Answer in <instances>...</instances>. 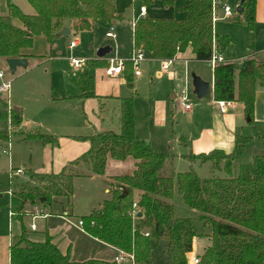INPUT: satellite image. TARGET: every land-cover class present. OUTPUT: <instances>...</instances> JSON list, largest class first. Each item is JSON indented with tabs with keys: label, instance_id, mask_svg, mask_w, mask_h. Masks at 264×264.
<instances>
[{
	"label": "trees",
	"instance_id": "trees-1",
	"mask_svg": "<svg viewBox=\"0 0 264 264\" xmlns=\"http://www.w3.org/2000/svg\"><path fill=\"white\" fill-rule=\"evenodd\" d=\"M28 1L35 8V14L24 13L11 0L9 13H0L2 57H24L23 50L34 46L36 36H45L52 42L60 36L65 20L72 21L77 29L85 30L91 29L96 22L110 24L118 18L116 0ZM174 2L163 0L169 5ZM213 2L188 0L182 8L186 16L181 20L139 18L133 29L135 48L165 59L191 46L195 59L208 61L214 41L222 51L231 44L230 37L215 31ZM14 18H19L23 25L15 24ZM247 24L253 28V16L249 17ZM102 65H105L103 58L88 60L80 76L71 78L81 89V98L96 96L95 79L89 71ZM125 73L129 86L133 87L131 62H127ZM214 79V98L242 102L247 118L253 123L256 84L259 80L264 84V62H258L251 54L242 62L219 63L214 68ZM120 109L119 132L103 130L88 136H75L91 143L86 153L70 162L60 173H33L32 178L40 180V185L27 183L20 189H11L10 209L20 223V233L12 238L10 264H91L93 261H73L69 253L64 254L53 242L49 233L43 240L30 239L23 222L24 208L43 198L44 204L52 203L60 196L70 202L75 177L104 175L109 158L125 160L129 157L137 160L135 171L114 176L110 183L111 197L104 200L99 209L82 217L87 233L133 253L137 264H151L153 246L165 240L172 264H189L188 255L193 252V240L198 232L192 218L175 215L172 200L176 189L184 202L198 211V219L204 228L210 230L205 235L210 236L211 242L199 255L202 264H264V155L254 156L251 163H244L242 158L250 141L264 139V130L257 128L251 136L239 133L232 153L213 150L189 157L201 163L225 160L224 171L229 177L204 178L193 168L162 175L160 170L169 154L156 150L136 135L134 99L121 98ZM10 112L12 125L19 126L23 120L22 112L14 107ZM0 138H8V132H0ZM26 139L59 144V137L37 131L27 133ZM235 160L240 162L236 175ZM125 190L127 193L122 197ZM135 202L140 214L136 218L131 213Z\"/></svg>",
	"mask_w": 264,
	"mask_h": 264
},
{
	"label": "rangeland",
	"instance_id": "rangeland-1",
	"mask_svg": "<svg viewBox=\"0 0 264 264\" xmlns=\"http://www.w3.org/2000/svg\"><path fill=\"white\" fill-rule=\"evenodd\" d=\"M155 1L158 6L161 4V0ZM117 3L119 13L123 19L120 24L114 25L115 32L118 35L116 39L107 37V32L112 27L111 24L108 25L100 22L93 29L72 30L68 36H63L60 40L57 39L56 47L51 52L45 53L50 58L43 64L38 65L37 60H34L39 57L37 56L30 60L28 67L20 66L19 70L13 73L10 70L7 58L0 56V69L5 72V79L13 78L9 98L6 93L0 94V107L5 108L7 105L6 110L10 112V105L14 102L24 115L23 123L19 126H12L11 112L7 118L0 117V132H8V138H0V237L7 238L12 233L10 231L11 189L15 187L16 189H20L27 183L30 186L42 183L38 179H33L32 175L44 164V147L46 144L42 143L40 139L25 140L24 132L37 131L56 137H60L61 135L74 137L80 134L88 136L96 131L103 130L119 132L120 102L117 103L113 98L117 94H120L119 96L124 98L132 97L134 99L136 135L141 139H147L151 136L154 140V148L160 152L169 154L160 170V174L171 175L177 166V170L181 172L193 168L199 176L204 178L229 177L224 171L225 160L217 163L216 159H214L206 164L207 166L193 163L195 165L192 167L186 165V163H191L190 161H186L183 165H178V161H174L177 157L173 153H178L179 149L174 134L182 135L186 133L191 128L192 119L189 112L183 110L177 99L173 98V94L176 93L178 95L187 89L190 101L194 106L193 108L198 103H204L206 110L209 109L210 97L199 98L194 92L193 84V74L198 75L197 72L206 76L208 80L213 77L214 66L208 61H179L168 72L164 73L162 62L155 60L143 61L140 64L142 77H132L133 87H130L128 82H121L122 78H125L124 73L118 78L106 80L108 67L106 64L92 67L89 72L95 79V91L98 93L100 91L110 92L107 96L96 94V98L94 97V99H99V105L97 101V105L94 107L95 110L91 109L92 106L88 105L87 109L82 102L77 100L73 102L55 100L59 94L67 95L69 92L68 87H75H67L66 85L70 83V78H78L83 71V68L77 69L73 66L71 58L86 59L85 67L88 64V60L99 59L97 51L102 47L111 48L110 53L103 58L105 61L111 57L121 59H130L132 57L134 51L132 46L133 28L131 20H133L134 9L139 10L144 0H117ZM230 6L234 11H237L238 5L231 4ZM128 10H132L130 15L127 14ZM215 14L219 17L217 11H215ZM237 14L239 13L237 12L231 18L219 17L222 19H219L220 21L217 20L216 22L218 23H215V27L221 28L224 32L231 33L236 42L238 40V44L234 49L223 51L224 56H229L233 53H236L234 55L237 56L245 55L249 53L248 46H253L252 50L255 58L258 54L263 57L264 40H260L258 35L249 38L247 35L248 30L245 26L233 25L232 21ZM44 39L46 40L47 38L44 36L38 38L37 47L40 48L41 45H45L47 40L45 41ZM74 40H79V45L76 48L70 49L69 44ZM33 52L36 53L38 51ZM198 76L203 78L201 75ZM160 104L162 105L163 120L157 118V114L159 117L161 109ZM99 108H101V111ZM82 109L86 111L87 117L82 113ZM206 115L208 114L206 113ZM86 119L90 120L87 124L85 123ZM245 125V131L248 134L249 130L252 129V124L246 121ZM12 127L13 129H11ZM258 152L260 155H264V150ZM254 154L252 151L246 154L243 162L251 163ZM30 164L32 165L31 167H29ZM239 164V160L234 161V165H236L234 168V171H236L235 175L238 172L237 168ZM114 167H111L110 170L119 174H130L133 170L131 162L117 164ZM12 168H22L24 173L10 180ZM79 169L83 170V167ZM104 187L105 185L101 180H91L82 176L75 178L73 204L67 198L57 199L60 202L53 203V212L64 215V209H67L72 215V220L78 223L79 218L89 214L91 206L99 202L102 195L106 196ZM172 202H174L175 215L177 217H189L194 220L199 235V254L196 253L199 256L203 251L201 248L204 243L206 244L204 233L208 229L204 228L202 221L198 219V213L194 212V209L184 202L179 193L176 192L174 201ZM30 208V203L25 206V217H28ZM31 222V218L26 219L28 227ZM38 223L41 227L42 220H38ZM11 228H13L14 234L20 233V227L16 219L13 221ZM28 237L34 239L38 236L30 232ZM190 257H192V254ZM151 264H172V256L168 243L165 240H161L158 245L153 246Z\"/></svg>",
	"mask_w": 264,
	"mask_h": 264
},
{
	"label": "crops",
	"instance_id": "crops-1",
	"mask_svg": "<svg viewBox=\"0 0 264 264\" xmlns=\"http://www.w3.org/2000/svg\"><path fill=\"white\" fill-rule=\"evenodd\" d=\"M12 3H14L16 6H18L24 13L26 14H35L36 10L35 8L30 4L28 0H11ZM227 3L229 5H238V8L242 6V12L240 13L237 8V12L240 14H237L234 16L233 25L235 26H245L248 30L247 35L250 37H255L258 35L260 40H264V0H245L244 2H241V0H221V3L218 2V9L217 14L219 17L224 18V9H223V3ZM231 3V4H230ZM117 0H116V8H117V16L111 25L115 24H120L123 17L119 13L118 10V5H117ZM188 4V0H175V2L171 5L163 3V0H161V4L158 6L157 2L155 0H144V3L140 6L139 10L133 11V20H131L132 23V28L134 29L135 22L139 18V14L141 12V7L145 6L146 7V16L145 17H152V18H165V19H176V20H181L186 16V12L182 10L184 6ZM0 13L3 15H6L9 13V0H0ZM132 13V10H128L127 14L130 15ZM150 15V16H149ZM253 16L254 17V25L253 28H250L247 24L249 17ZM226 18H231V17H226ZM222 19V18H221ZM220 19V20H221ZM219 20V19H218ZM219 20V21H220ZM15 24L21 26L22 21L19 18H14ZM101 22V21H100ZM100 22L94 23L93 28H95L96 25H98ZM218 23V22H215ZM214 23V27H215ZM108 24V25H110ZM70 29V33L72 30L78 31L75 27V24L72 21L65 20L64 21V26ZM132 31L134 32V30ZM218 29V30H217ZM221 28L215 27V31L218 34H223L227 35L231 39V44L227 49H234L236 45L238 44V40H236L231 36V33L224 32ZM64 35H60L58 38L53 40L52 42H49L48 39H44L46 41L45 45H41V47H37V40L40 36L35 37V42L34 46L29 49H24L23 54L25 55L24 57L27 58L28 64L30 60L34 59L37 60L38 65L43 64L46 61L49 60V56H47L45 53L48 51H52L56 46V40H60ZM45 37V36H44ZM66 37V36H64ZM46 38V37H45ZM118 38V35H117ZM71 43V42H70ZM79 45V40H77V45L75 47H70L69 48H76ZM133 51L135 50L134 46V38H133ZM253 46H248V51L249 53H246L245 55H234L236 53H233L229 56L225 55L222 50H220V53L228 60H233V59H239V58H244L248 57L251 54L254 55ZM39 49V50H37ZM226 49V50H227ZM33 51H38L34 53ZM132 54V53H131ZM148 55V54H147ZM179 55V61H200L195 59V53L193 52V48L189 46L184 52H181L178 54ZM106 57V56H105ZM258 62H264V58L262 55H257L255 58ZM147 60H155L161 62L162 59L153 57L151 55H148ZM205 62V61H204ZM105 64L107 62L105 61ZM176 64V63H175ZM174 64V65H175ZM173 65V66H174ZM28 67V66H27ZM2 70V69H0ZM19 70V67L16 69L15 72ZM24 72V71H23ZM107 74V73H106ZM125 78H122L121 82L126 83L127 81V74L124 72ZM198 75H201L205 80H208L206 76L203 74L197 72ZM123 75V74H120ZM120 75L117 76H110L106 75V80L107 79H115L120 77ZM132 77L140 78L142 77V73L139 76H136L135 74H132ZM6 78V74L4 77V80ZM8 78V77H7ZM13 78H10L12 82ZM71 79V78H70ZM3 81L2 78H0V83ZM103 81V80H102ZM211 83V91L210 94L208 95L210 97V106H209V111L206 110L205 104L204 103H198V105L195 108H192L191 110H185L189 112V115L191 116L192 122H191V128L186 131V133L182 135H176L174 134V137L176 139V142L178 143V153H173L176 155L177 159L175 158V162L178 161V165H183L185 164L186 161H190L191 163H186L188 167H192L195 164L193 163H200L201 166H207L206 164L210 163L211 161L201 163L200 160H191L189 157L191 155H198L201 153H209L213 150H221L227 154L232 153L237 145V135L240 133L245 136H251L254 134L255 129H260L264 130V84L259 80L257 81L256 84V95H255V110H254V122L251 123L248 121V118L245 113V106L242 102L233 100V104L228 107L226 112H221L219 109V106L217 104V101L214 96H213V90L212 86L213 83L215 84V79H214V73L213 77L208 80ZM72 82V83H71ZM74 84V85H73ZM68 86H75V87H68V94L67 95H62L59 94L55 98L56 101L60 102H73V101H80L83 103L84 107L87 108L88 106H92L91 109L95 110L94 107L97 105V100L92 98H86L83 99L79 95L81 94V89L72 81ZM12 88V85H11ZM10 88V91H11ZM70 88H77V89H70ZM95 89V88H94ZM97 94L98 92L95 91ZM106 91H100L98 94L99 95H104L107 96L109 95ZM117 94V93H116ZM120 94H117L113 96L114 100L119 103L121 97L119 96ZM177 94H173V98L177 99ZM5 100H7L5 97H3ZM96 98V97H95ZM178 101V99H177ZM5 102V101H4ZM179 102V101H178ZM99 105V101H98ZM161 109L159 111V117L157 114V118H160L163 120V114H162V105L160 104ZM12 107L19 109L21 112L22 110L16 106L13 103L10 105L9 111H11ZM194 107V106H193ZM7 105L5 108L0 107V117H5L7 118V114L9 115L10 112L6 110ZM88 109V108H87ZM97 109V108H96ZM183 109V108H182ZM82 113L86 115L87 113L84 109H82ZM101 111V108H99ZM184 110V109H183ZM206 113L208 115H206ZM120 117H121V109H120ZM22 119H24V115L22 113ZM247 119V120H246ZM90 120L86 119L85 123L87 124ZM249 122L252 124V129L249 130V133H246V125L245 122ZM23 123V120H22ZM21 123V124H22ZM20 124V125H21ZM121 124V122H120ZM13 126V125H12ZM13 129V127L11 128ZM10 129V130H11ZM9 130V131H10ZM251 131V132H250ZM23 132V131H21ZM29 132H36V131H28L24 132V139H26V134ZM13 134V133H12ZM75 136H86V135H75ZM74 136V137H75ZM74 137H71L69 135H61L59 137V144L58 145H53L51 143L46 144L44 147V164L42 167L38 168L34 173H60L67 165L70 164V162L74 161L75 159L79 158L81 155L86 153L91 146V143L87 140H78ZM11 139V138H10ZM148 139V140H147ZM145 140L147 143H149L152 147H154V140L151 136H149ZM39 140V139H36ZM42 143H44L42 141ZM45 144V143H44ZM264 150V139L263 140H258V139H253L252 141L249 142L247 145L245 152L242 156H246L249 152H254L255 154L252 156V158L256 155H260L258 151ZM172 154V155H173ZM114 162H119V163H114ZM124 162H131L132 164V174L135 169H136V163L137 160L134 159L133 157H129L125 160H118L114 158H109L107 161V166H106V172L104 175H93V176H85L83 175L82 177L89 178L91 180H101L105 187H104V193L105 197L102 195V198L99 202H97L95 205L91 206L89 214L96 209H99L102 204L104 203V200L108 199L111 197V185L110 183L113 181L114 176L118 175H124V174H119L117 172H112L110 168L114 167L117 164H122ZM32 165L30 164L29 167ZM209 168V167H206ZM115 169V167H114ZM221 169V168H220ZM116 171V170H114ZM175 173L181 172L180 170H177V166L174 170ZM80 176H77L75 178H78ZM74 186H75V180H74ZM177 190L175 189L174 192V197L176 194ZM178 193V192H177ZM75 197V188H74V194L72 197V200L70 201L71 204H73V199ZM139 197V193L136 194V198ZM174 197L173 200L174 201ZM61 198H66L64 196H60L55 198V200L52 201V203L44 204L43 201H41V206L44 209V214L36 216V212H32L31 214L28 213V217H24L23 222L26 225V228L28 230V234L30 232H33L36 236L33 240H43L46 236L47 233H49L53 237V242L58 245L60 250L64 253L67 254L69 253L71 259L75 262L78 263H84V262H89L93 261L91 264H133L132 261L128 260L125 262L118 263L115 261V257L118 255L119 249L107 242H104L89 233H87L83 225L79 224V221L82 220V217L79 218L78 223L72 220V215L70 214V211L67 209H64V215L63 214H58L53 212V203L54 202H60L57 201V199ZM183 199V198H182ZM62 203V202H61ZM29 204V203H28ZM174 204V202H173ZM30 211L34 210L33 209V204H31ZM175 208V205H174ZM197 212L198 211H195ZM88 215V214H87ZM36 216V217H35ZM67 216V217H66ZM85 216V215H84ZM70 217V218H68ZM32 219V222L36 224V229H32L29 225L26 223V219ZM14 217H12V221L10 224V231L12 233L9 235V237H0V264H10V245L12 243V238L15 235L13 233V228H11L12 223L14 221ZM38 220H42L41 227L38 223ZM50 220V221H49ZM18 222V225L20 227L19 221L16 219ZM31 222V223H32ZM30 223V224H31ZM50 223V224H49ZM208 229V228H207ZM210 230L208 229L207 232L204 233V236H206V244L204 243L203 251L205 248L210 244V236L205 235L208 234ZM32 239V238H31ZM199 235L196 236L193 240V252L188 255H194L196 253L199 254ZM202 251V252H203ZM201 252V253H202ZM200 253V254H201ZM152 262V260H151Z\"/></svg>",
	"mask_w": 264,
	"mask_h": 264
},
{
	"label": "built area",
	"instance_id": "built-area-1",
	"mask_svg": "<svg viewBox=\"0 0 264 264\" xmlns=\"http://www.w3.org/2000/svg\"><path fill=\"white\" fill-rule=\"evenodd\" d=\"M218 2L221 3V1H219V0H214V2H213V22L214 23L218 19H220L215 14V11L218 7ZM223 9H224V17H232L234 14L237 13V11H234L233 8L225 2L223 3ZM145 16H146V7L143 6V7H141V12L139 14V18H142ZM111 26L112 27L107 32V37H111V38L116 39L117 33L115 32V27H114V25H111ZM76 45H77V40H74L70 43V47H75ZM263 58H264V56H263ZM147 59H148V55H147L145 50L135 48L134 53L130 59H121L118 57L107 58L106 59V62H107L106 65L108 67H107L106 73L110 76H117V75L123 74L125 72L127 62H131L133 64L134 74L136 76H139V75H141L140 64L143 61H146ZM244 59H246V58L233 59V60H231V62H237V61L242 62V61H244ZM178 60H179L178 54H176L173 57L162 59L161 62H162L163 73L168 72L171 69V67L176 63V61H178ZM71 62L75 68L81 69L84 67V64L86 63V59L73 57V58H71ZM208 62H210L214 66V68L219 63L229 62V60L226 59L220 53V50H219L218 46L216 45L215 41L213 43L212 54H211V57L208 60ZM4 77H5V72L3 70H0V78L3 79V81L0 83V94L6 93V94H8V98H9V93H10V88H11V80H9V79L4 80ZM212 89H214V83H213ZM177 99L179 101L180 106L184 110H191L193 108V104L190 101L187 89H185L183 92L178 94ZM8 102H9V100H8ZM217 104L219 106L220 111L224 113L227 111L228 107H230L233 104V101H231V100H218ZM23 173H24V170L22 168H12V170L10 172V180H13L15 177L21 176ZM10 193H11V191H10ZM33 209H34L33 211L32 210L29 211V214H31L32 212H36L35 213L36 216L44 214V209L41 206L40 200L33 203ZM131 213H132L133 217H135V218L138 217L139 206L136 202L133 204V208H132ZM12 217H13V213L11 212L10 221H12ZM79 224L83 225V221L80 220ZM30 227L32 229H36V224L34 222H32L30 224ZM146 235H149V232H147ZM128 260L132 261L133 264H137V262L135 261V257H134L133 253H127L124 250L119 249L118 255L115 257V261L118 263H121V262H125ZM188 263L189 264H201V259L198 255L194 254V255H192V257H189Z\"/></svg>",
	"mask_w": 264,
	"mask_h": 264
},
{
	"label": "water",
	"instance_id": "water-1",
	"mask_svg": "<svg viewBox=\"0 0 264 264\" xmlns=\"http://www.w3.org/2000/svg\"><path fill=\"white\" fill-rule=\"evenodd\" d=\"M245 0H241V2H244ZM238 11L242 12V6L238 8ZM70 34V29L67 27H64L60 32L59 35L68 36ZM111 48L110 47H102L98 49L97 56L98 58H104L108 53H110ZM8 64L10 67V70L14 73L16 69L20 66L27 67L28 66V60L25 57H13V58H7ZM193 84H194V92L199 98H205L210 94L211 91V84L210 82L204 80L200 76L193 74ZM248 121L250 119L248 118ZM127 193V190L121 195L122 197H125ZM44 201V198L41 200ZM140 215V214H139Z\"/></svg>",
	"mask_w": 264,
	"mask_h": 264
}]
</instances>
